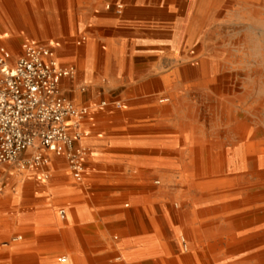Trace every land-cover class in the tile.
Segmentation results:
<instances>
[{
  "label": "rangeland",
  "instance_id": "rangeland-1",
  "mask_svg": "<svg viewBox=\"0 0 264 264\" xmlns=\"http://www.w3.org/2000/svg\"><path fill=\"white\" fill-rule=\"evenodd\" d=\"M11 1L0 0V45L19 56L26 42L50 48L53 44L58 46L54 51L60 64L73 65L78 71L88 30L72 33L69 21L75 19V8L80 0H26L33 6L26 23L10 14L7 4L11 10L16 8ZM97 1L100 13L92 15L93 19L106 18L105 12L114 9L119 14L126 4V0ZM170 4L173 13L170 34L176 39L175 28L180 22V35L171 41L174 51L168 55V62L159 61L154 70L145 68L131 72L132 78L148 79L146 85L130 87L123 96L120 89L81 87L90 92L97 105L106 101L105 108L121 111L131 105L125 99L149 95L157 104L185 116L186 142L192 149L188 163L190 174L183 182L165 187L170 198L164 217L157 210L156 199L154 203L158 229L166 234L169 263L264 264V161L262 164L258 161L259 156H264V0H170ZM60 42L63 47H59ZM69 48L76 53L77 60L63 63L59 53ZM100 49L103 50V46ZM162 74L168 88L159 80ZM118 104L121 109H116ZM242 144L244 151H240ZM240 152H243V162ZM4 171L13 175L9 176L11 181L19 175L25 181L24 187L19 188L21 207L12 206L11 198H6L2 201L4 213L11 216L25 210L30 222L39 220L40 214L36 211L40 202L53 197L49 192L55 186L54 179L45 180L31 170L21 173L16 165L10 164L0 168V176ZM95 176L93 172L77 188L73 186L78 202L88 194L91 200H98V190H105V183ZM140 177L110 183L115 190L119 191L122 186L127 190L121 189L122 198L116 200L121 207L132 206L129 198L132 191L163 185L160 178L139 182ZM9 186L11 192L14 184ZM2 187L0 184V189ZM108 201L112 200H106L105 204ZM234 201L239 203L237 207ZM63 208L66 207L61 205L54 210L60 221L58 214ZM99 221L95 216L94 222ZM34 233V229L16 230L5 239L9 241L22 235L23 240L31 238L32 243ZM64 236L61 231L52 241L43 237L37 246L22 250L24 258H18V250L3 247L0 258L5 264H35V258L53 259L58 263L59 256L71 255ZM183 238L188 242V251L184 249ZM40 244L54 245L55 251L42 253Z\"/></svg>",
  "mask_w": 264,
  "mask_h": 264
},
{
  "label": "crops",
  "instance_id": "crops-1",
  "mask_svg": "<svg viewBox=\"0 0 264 264\" xmlns=\"http://www.w3.org/2000/svg\"><path fill=\"white\" fill-rule=\"evenodd\" d=\"M79 2L75 8V19L69 22L73 27L72 33L88 30L87 35H84L85 48L81 51L83 55L79 59L77 74L64 78L61 89L76 105L88 106L90 109L84 121L87 135L76 141L77 145L85 146L88 150L84 180L80 183L95 172V177L105 183V190H98V200H91L88 194V199L83 197L78 202L75 187L80 183L71 181L67 159L48 153V179L43 169L30 170L44 176L45 180L54 179L55 186L49 192L53 197L39 203L36 213L40 214V219L30 222L25 210H19L11 216L4 213L2 201L6 198H11L12 206L21 207L20 190L25 183L22 175L11 181L9 176L13 175L4 171L0 176L1 187L4 185L3 190L0 189V250L11 247L20 252L18 258H24L22 250L26 247L37 246L43 237L52 241L63 231L64 241L71 251V255L66 254L69 264H171L167 259L171 256L167 251L166 234L158 229L154 203L156 199L157 210L164 217L165 206L170 198L165 187L170 183L183 182V178L190 174L188 163L192 149L186 142L187 129L183 127L185 116L171 111L170 107L157 104L149 95L124 98L131 105L121 111L105 108L107 105H102V102L96 104L85 87L120 89V95L123 96L130 87L146 85L148 79L132 78L131 72L145 68L154 70L159 61L168 62V55L174 51L171 41L174 42L180 35L178 29L181 23L177 22L175 28L176 39L173 35L171 37L170 21L173 13L170 0H126L123 12L117 14L114 9L105 12L106 18L101 19L91 17L100 13L96 8L97 0ZM7 7L17 21L24 23L29 20L33 9L26 0H21L15 9L11 10L9 4ZM51 46L53 50L58 47ZM59 57L63 63L77 60L76 53L70 48L59 53ZM159 80L163 87L168 88L163 83V74ZM82 85L85 90H82ZM116 109L121 107L116 106ZM138 175L141 176L139 182L157 177L163 185L156 189L151 187L149 190L132 191L129 197L132 206L127 204L123 208L116 200L122 198L124 192L121 189L127 191L126 188L122 186L118 191L110 183ZM161 181L156 180L157 183ZM10 183L14 184L11 192ZM104 200L112 201L105 204ZM61 205L66 207L63 208L66 215L61 218L58 214L60 221L54 210ZM95 216H98L99 222H94ZM27 229L35 231L32 243L31 238L23 240L22 235L12 237L9 241L5 239L16 230ZM182 242L188 251V242L184 238ZM191 245L193 247V242ZM40 248L46 254L55 251L54 245L40 244ZM35 260V264H58L53 259ZM0 264H5L1 258Z\"/></svg>",
  "mask_w": 264,
  "mask_h": 264
},
{
  "label": "built area",
  "instance_id": "built-area-1",
  "mask_svg": "<svg viewBox=\"0 0 264 264\" xmlns=\"http://www.w3.org/2000/svg\"><path fill=\"white\" fill-rule=\"evenodd\" d=\"M76 72L75 66L60 64L50 47L26 42L15 56L0 45V166L43 169L48 179L51 153L67 159L75 182L84 180L88 150L76 141L87 135L90 109L76 105L61 89L62 80ZM59 215L64 218L65 209ZM58 263L69 264V257L59 256Z\"/></svg>",
  "mask_w": 264,
  "mask_h": 264
},
{
  "label": "bare ground",
  "instance_id": "bare-ground-1",
  "mask_svg": "<svg viewBox=\"0 0 264 264\" xmlns=\"http://www.w3.org/2000/svg\"><path fill=\"white\" fill-rule=\"evenodd\" d=\"M61 1V0H60ZM12 1L10 0V3H11ZM19 2H20V0H13V5L15 4L16 6L17 5H19ZM3 5V4H2ZM43 5V4H42ZM40 8V7H39ZM25 9V8H24ZM23 9V10H24ZM6 10V9H5ZM1 11H2V9H1ZM42 11V10H41ZM43 12V11H42ZM3 13V12H2ZM44 14V13H43ZM43 16V15H42ZM15 18V17H14ZM6 19V18H5ZM56 20V19H55ZM7 21V20H6ZM28 21V20H27ZM46 21V20H45ZM3 22V21H2ZM29 22V21H28ZM31 22V21H30ZM7 23V22H6ZM46 23V22H45ZM16 24V23H15ZM29 24V23H28ZM30 26V25H29ZM31 26H32V24H31ZM31 26H30V29H31ZM47 27V26H46ZM31 31H34V30H32L31 29ZM36 33V32H35ZM59 47H63V43H61L60 42V44H59ZM223 69V68H222ZM221 69V70H222ZM189 70V69H188ZM199 79V78H198ZM223 79V78H222ZM211 81V80H210ZM243 81V80H242ZM213 85V84H212ZM223 85V84H222ZM216 89V88H215ZM222 90V89H221ZM226 91V90H225ZM223 92V91H222ZM217 93V92H216ZM224 93V92H223ZM243 122V121H242ZM247 125V124H246ZM242 132V131H241ZM243 133V132H242ZM246 134H248V133H246ZM251 135V134H250ZM253 136V135H252ZM249 137V136H248ZM250 139V138H249ZM252 142V141H251ZM245 143V142H244ZM244 149H245V146L242 144V146H240V151H244ZM249 150V147H248V149H247V151ZM258 152V151H257ZM240 153H242V159L240 160L241 162H243V152H240ZM246 153V152H245ZM237 156H239V154H238V152L237 153H235ZM240 157V156H239ZM245 157V156H244ZM259 162H260V164H262L263 163V161H264V156H259V160H258ZM235 166V165H234ZM239 168V167H238ZM240 171V170H239ZM251 172V171H250ZM252 173V172H251ZM216 182V181H215ZM218 182V181H217ZM208 186H209V184H208ZM255 196H257V195H255ZM251 198V197H250ZM246 199V198H245ZM241 201V200H240ZM235 202V201H234ZM239 203L238 202H235V205L234 206H236L237 207V205H238ZM244 204V203H243ZM242 205V204H241ZM225 205H223V207H224ZM226 207H227V205H226ZM235 207V208H236ZM239 207H240V205H239ZM219 208V207H218ZM221 208H222V206H221ZM229 208V207H228ZM234 208V207H233ZM224 209V208H223ZM254 210V209H253ZM252 210V211H253ZM217 211V210H216ZM259 211H261V210H259ZM218 212H220L219 210H218ZM217 212V213H218ZM254 212V211H253ZM213 213V212H212ZM262 213V212H261ZM216 214V213H215ZM264 215V214H263ZM251 216V215H250ZM261 216V215H260ZM247 217V216H246ZM252 217H253V215H252ZM261 219H262V217H261ZM260 220V219H259ZM231 221V220H230ZM241 221V220H240ZM247 221V220H246ZM255 221V220H254ZM233 223V222H232ZM237 223V222H236ZM259 223V222H258ZM246 224V223H245ZM251 224V223H250ZM236 226V225H235ZM249 226V225H248ZM207 227V226H206ZM238 227V226H237ZM177 233V232H176ZM228 233H230V232H228ZM223 234V233H222ZM226 234V233H225ZM223 236H225V235H223ZM216 237V236H215ZM260 238V237H259ZM261 242V241H260ZM264 244V243H263ZM209 253V252H208ZM224 253V252H223ZM261 253H263V252H261ZM264 254V253H263ZM263 257V256H262ZM212 258V257H211ZM247 259V258H246ZM248 260V259H247ZM260 260H261V258H260ZM262 261H263V259H262ZM257 262V261H256ZM255 262V263H256ZM260 262V261H259ZM177 263V262H176ZM258 263V262H257ZM256 263V264H257ZM234 264V263H233Z\"/></svg>",
  "mask_w": 264,
  "mask_h": 264
}]
</instances>
